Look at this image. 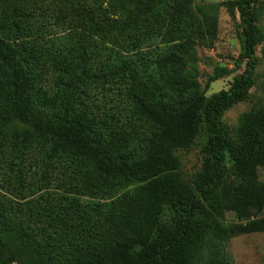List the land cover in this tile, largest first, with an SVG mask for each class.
Masks as SVG:
<instances>
[{"label": "trees", "instance_id": "trees-1", "mask_svg": "<svg viewBox=\"0 0 264 264\" xmlns=\"http://www.w3.org/2000/svg\"><path fill=\"white\" fill-rule=\"evenodd\" d=\"M263 1L224 3L246 68L206 98L190 62L212 21L191 0H0L3 183L46 191L0 193V264H233L228 241L264 232V105L241 115L237 142L221 118L254 85ZM203 132L187 181L175 152Z\"/></svg>", "mask_w": 264, "mask_h": 264}, {"label": "rangeland", "instance_id": "rangeland-1", "mask_svg": "<svg viewBox=\"0 0 264 264\" xmlns=\"http://www.w3.org/2000/svg\"><path fill=\"white\" fill-rule=\"evenodd\" d=\"M53 5L63 4L65 0H51ZM233 0H191L193 12L201 19L207 18L212 21V27L207 31L204 39L195 46L191 67L196 70L198 81L206 98L222 90H228L236 75L241 74L246 68V61L243 59L244 34L243 20L237 10L234 14L228 11L224 4ZM109 2V1H108ZM129 8L130 4L127 5ZM113 10V8H112ZM115 12V10H114ZM257 38L258 44L255 50L257 65L254 71V85L250 88L248 95L243 101L235 103L225 111L221 118V125L232 141H239L238 127L239 118L245 112L264 105V1L255 5ZM116 16H121L123 10L120 8ZM203 24H206L203 23ZM50 36L60 35V30L55 26L50 28ZM189 65V66H190ZM107 97H112L113 93H106ZM94 101L98 107H103V96L101 93ZM207 136L203 132L199 134L189 148L178 149L175 154L179 159L180 172L184 179L192 181L202 170L206 158L205 145ZM61 170L56 171L54 181L49 191L51 193L60 192L56 185L61 182L63 175ZM28 179L33 172H29ZM33 176V175H32ZM31 176V177H32ZM5 169L0 165V193L12 201L24 203L31 201L42 192H33L24 188H6L3 183ZM36 179L39 176H34ZM259 178L264 181V168L259 169ZM227 223L238 222L236 215L232 211H227L224 215ZM257 217H264V208L257 214ZM169 214L166 213L165 220ZM226 253L230 255L233 264H264V232L242 234L231 238L226 244Z\"/></svg>", "mask_w": 264, "mask_h": 264}]
</instances>
